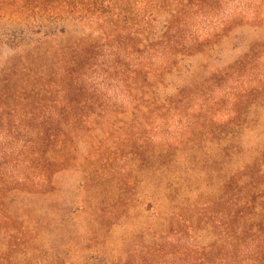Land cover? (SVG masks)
I'll return each mask as SVG.
<instances>
[{
    "label": "rangeland",
    "instance_id": "rangeland-1",
    "mask_svg": "<svg viewBox=\"0 0 264 264\" xmlns=\"http://www.w3.org/2000/svg\"><path fill=\"white\" fill-rule=\"evenodd\" d=\"M186 1L168 0L161 10L159 0L150 7L125 0L117 11L120 32L71 23L66 34L46 39L17 20L14 0H0V128L35 114L51 137L39 159L0 130V177L27 176L25 189H35L43 170L57 173V193L47 204L62 210L61 222L54 215V236H42L41 260L230 258L237 161L264 145V0ZM143 19L151 36L145 49L138 37ZM166 24L182 43L161 80L156 71L172 59L152 36ZM173 190L186 198L181 219L173 218ZM17 207L15 217L22 214ZM2 247L0 257L11 252Z\"/></svg>",
    "mask_w": 264,
    "mask_h": 264
},
{
    "label": "trees",
    "instance_id": "trees-1",
    "mask_svg": "<svg viewBox=\"0 0 264 264\" xmlns=\"http://www.w3.org/2000/svg\"><path fill=\"white\" fill-rule=\"evenodd\" d=\"M123 1L125 0H14L12 8L17 9L14 15L20 16L17 20L24 23L25 27H29V32L43 33L44 38L48 39L58 34H66V27L71 23L95 24L120 32V23L116 22V19L119 17L117 11ZM152 1L155 0H145L149 7L154 5ZM167 3L168 0H159V8L167 10ZM142 23L145 29L138 33V37L141 38V47L145 49L149 46L145 44L150 41L151 36L148 34L149 23L146 19H143ZM23 36L25 40L26 36L24 34ZM152 37L155 46L159 49L158 52L162 55H170V60L172 59L166 68L156 71L157 78L163 80L165 75L173 71L175 60L180 57L176 55V49L180 47L182 41L180 36L176 35L174 28L167 24L160 34ZM198 46L196 43V49ZM151 90V87L144 86L143 94L150 97ZM34 117L35 114H21L16 119L15 125L0 130L4 134H9L13 142H22L24 144L20 147L22 152L30 157L42 159L48 144L51 146L50 130L46 128L43 120H34ZM1 125L5 127L6 123L1 122ZM27 137L29 141L24 142ZM70 139H72L70 134L65 136L66 141ZM52 147H50L52 155L50 160L55 163L58 157L55 155L56 148ZM3 159L8 161L6 156ZM240 160L237 162H240L241 166L235 172L233 179L237 196L234 198L232 214L231 256L229 259L227 255L222 257L220 264H264V145L258 143L247 158ZM54 174L57 173L51 174L43 170L35 189H25L26 185H31V180L27 176H23L20 180L0 177V246L7 251L11 249L7 255L0 257V264H49L46 260H41L38 253L42 236L45 234L48 237L54 236L55 224L51 220L53 216H57V224L61 222L58 217L62 210L53 205L52 201L47 204L57 193L52 180ZM17 202L19 203L14 205ZM33 202L37 205L44 202V205L37 208L31 205ZM169 202L173 218L181 219L184 216L182 213L187 208L185 196L173 190ZM19 204L22 214L15 217L12 212L16 214L19 211L17 207ZM85 208L83 207L82 210ZM19 220L22 222L19 223ZM224 247H227V244H224ZM208 262V256H203L196 261V264H209Z\"/></svg>",
    "mask_w": 264,
    "mask_h": 264
}]
</instances>
